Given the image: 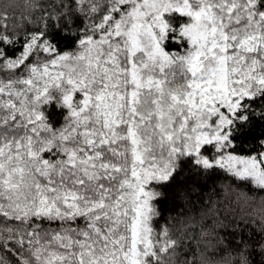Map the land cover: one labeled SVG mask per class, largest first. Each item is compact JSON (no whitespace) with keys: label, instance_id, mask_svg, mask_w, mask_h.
I'll list each match as a JSON object with an SVG mask.
<instances>
[{"label":"snow or ice","instance_id":"obj_1","mask_svg":"<svg viewBox=\"0 0 264 264\" xmlns=\"http://www.w3.org/2000/svg\"><path fill=\"white\" fill-rule=\"evenodd\" d=\"M29 7L0 10V264H205L190 220L152 224L218 171L264 192V0Z\"/></svg>","mask_w":264,"mask_h":264},{"label":"trees","instance_id":"obj_2","mask_svg":"<svg viewBox=\"0 0 264 264\" xmlns=\"http://www.w3.org/2000/svg\"><path fill=\"white\" fill-rule=\"evenodd\" d=\"M34 2L35 0H0V10H8V23H22L21 18L30 16L35 19L40 14L39 10L29 7ZM68 43L69 41H61V46ZM254 134H258V130ZM254 143L249 139L244 148L247 149ZM157 209L159 214L152 224L157 232L168 227L175 233L180 227V220H190L193 223L194 226L189 231L209 243L205 264H229L230 261L239 264L238 253L244 247L241 239L248 241L249 237L253 238L252 243L256 245V252L251 257L253 264H260L264 260V256L259 254L258 243L264 238V234L259 233L260 224L257 223L264 218V192L233 183L226 173L218 171L198 183L176 188L167 200L157 205ZM211 209H215V214L210 212ZM241 216L252 218L248 227L241 225L243 231L235 228L234 224ZM217 219L220 224L216 223ZM221 224L226 227H221ZM202 231L206 235L200 237ZM213 236L216 238L213 239ZM186 251L199 250L193 242L191 250H180V259H183Z\"/></svg>","mask_w":264,"mask_h":264}]
</instances>
